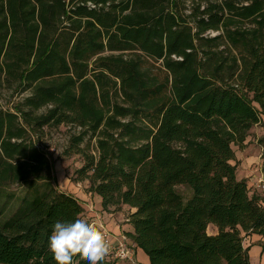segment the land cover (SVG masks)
<instances>
[{
	"label": "trees",
	"instance_id": "16d2710c",
	"mask_svg": "<svg viewBox=\"0 0 264 264\" xmlns=\"http://www.w3.org/2000/svg\"><path fill=\"white\" fill-rule=\"evenodd\" d=\"M0 79L25 94L0 107V187L32 188L0 220V264H55L53 225L83 215L36 144L64 124L95 137L77 173L102 211L134 210L149 264H249L264 206L230 162L264 116V0H0Z\"/></svg>",
	"mask_w": 264,
	"mask_h": 264
},
{
	"label": "rangeland",
	"instance_id": "374dc122",
	"mask_svg": "<svg viewBox=\"0 0 264 264\" xmlns=\"http://www.w3.org/2000/svg\"><path fill=\"white\" fill-rule=\"evenodd\" d=\"M219 1V0H211ZM177 11L182 16H188L190 11V5L188 2L181 6V2L177 7ZM191 22L192 19H189ZM192 25V24H191ZM216 34L213 32H207L205 36L214 37ZM14 83L9 85L3 83L0 79V107L3 109L11 108L12 104L20 100L25 96L23 93H16L14 91ZM119 100V99H118ZM120 103V101H118ZM254 107L257 108L255 104ZM0 108V109H1ZM41 110L38 113H43ZM259 123L255 125L246 138L251 139L250 142L252 147L246 150V153L253 154L259 162L262 164V158L264 155V116H259ZM78 127L72 124H64L58 127L46 126L42 131L37 132V146L43 151L50 159L51 162V185L55 187L58 191L69 194L73 197L77 193L91 194L87 191L88 183L86 181L80 180V175L77 171L81 169L85 164L89 156H92L95 160L98 157L96 139L91 134H84L82 141L75 143L74 138L81 132ZM236 147V146H235ZM238 148V147H237ZM245 147L243 146L242 149ZM234 160H239V155L237 158L236 150L233 151V145L231 146ZM240 149V148H239ZM238 149V150H239ZM237 161L234 163L235 175L237 180H243L240 178V173L242 171L237 170ZM262 167L264 165L262 164ZM258 168V167H257ZM263 177L260 179L262 180ZM80 180V182H79ZM259 183V181H258ZM37 184H35L36 186ZM259 187V185L257 184ZM247 187V185H246ZM259 189V190H258ZM250 191L254 193V196H259L264 201V194L261 192L260 188ZM32 191V188L26 186V184L18 183H8L0 187V220H4L12 216L22 197ZM179 191L185 198H189L190 191L183 187H178ZM248 191V189H247ZM249 194V191H248ZM92 195V194H91ZM94 195V194H93ZM251 195V194H249ZM96 196V195H95ZM97 206V204L95 203ZM95 205L92 207V211L96 212ZM264 206V204H263ZM112 210V208H110ZM99 212V211H98ZM85 217L82 215L81 218ZM206 233H209L206 229ZM248 235V234H247ZM246 235V244L248 262L250 264H258V258L264 255V240H260L258 243H253L249 236ZM256 235V234H255ZM264 237V235H258ZM244 237V235H243ZM250 259V260H249ZM222 264H225L222 262Z\"/></svg>",
	"mask_w": 264,
	"mask_h": 264
},
{
	"label": "crops",
	"instance_id": "0c3cea01",
	"mask_svg": "<svg viewBox=\"0 0 264 264\" xmlns=\"http://www.w3.org/2000/svg\"><path fill=\"white\" fill-rule=\"evenodd\" d=\"M247 140L248 141L244 142L243 145L245 147L244 149L242 148L239 149L233 146V151L236 150L237 158L239 155V160L237 161V159H235V161L230 162V164L234 165V163H236L237 161V170L242 171V173H240V178L245 181L249 194L254 195V193H250V191L254 189H258L257 184L258 181L264 175V167H262V164L259 165L258 159L253 154L246 153V150L252 147V144L248 143L250 142L251 139H247ZM75 198L79 201L81 207L83 208V215L87 217L90 221H94L96 225L100 228V230L104 233V235L109 236V239L111 241H113L115 238L119 236L126 237L125 236L126 234L133 233V228L128 223V219H127V217L131 213H133L134 211L133 209H130L126 206H121L119 211L113 212L112 210L109 209L108 212H104L101 210L99 197L95 195L82 194L81 192V193H77ZM259 199L264 204V201L261 198ZM95 203L97 204V206L95 205ZM93 205H95V208L98 209L96 210V212H93L91 210ZM207 231H209V233H207L208 235H215L217 233V229L213 225H209L207 227ZM247 236H249V238L255 244L258 243L260 240H264V237L262 238L255 234H249ZM246 242H247L246 236H244L242 242L244 248L248 246ZM127 243L133 247L134 261L136 264H149L147 256L139 248L135 247L129 241V239H127ZM106 259L108 260V257ZM113 264H129V263L113 262ZM258 264H264V255L261 258H258Z\"/></svg>",
	"mask_w": 264,
	"mask_h": 264
},
{
	"label": "clouds",
	"instance_id": "9594fccd",
	"mask_svg": "<svg viewBox=\"0 0 264 264\" xmlns=\"http://www.w3.org/2000/svg\"><path fill=\"white\" fill-rule=\"evenodd\" d=\"M48 250L55 264H79V260L102 264L112 249L96 223L83 217L55 222L48 238Z\"/></svg>",
	"mask_w": 264,
	"mask_h": 264
},
{
	"label": "built area",
	"instance_id": "2783aa9c",
	"mask_svg": "<svg viewBox=\"0 0 264 264\" xmlns=\"http://www.w3.org/2000/svg\"><path fill=\"white\" fill-rule=\"evenodd\" d=\"M261 192L264 194V178L259 180L258 183ZM106 240L111 246V253L108 256L107 261L111 262H127L129 264H136L134 261L133 247L127 243V239L124 236H119L113 241L109 239L108 235H105Z\"/></svg>",
	"mask_w": 264,
	"mask_h": 264
}]
</instances>
